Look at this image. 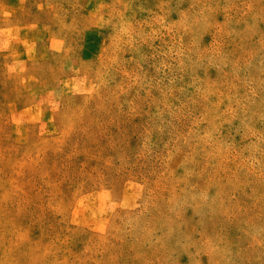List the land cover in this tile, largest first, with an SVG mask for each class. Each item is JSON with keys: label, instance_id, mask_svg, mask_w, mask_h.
<instances>
[{"label": "rangeland", "instance_id": "rangeland-1", "mask_svg": "<svg viewBox=\"0 0 264 264\" xmlns=\"http://www.w3.org/2000/svg\"><path fill=\"white\" fill-rule=\"evenodd\" d=\"M0 264H264V0H0Z\"/></svg>", "mask_w": 264, "mask_h": 264}]
</instances>
